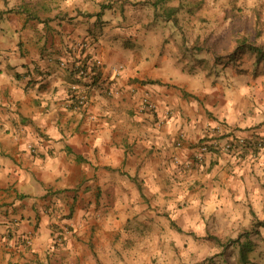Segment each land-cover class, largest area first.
Instances as JSON below:
<instances>
[{"label": "crops", "instance_id": "0c3cea01", "mask_svg": "<svg viewBox=\"0 0 264 264\" xmlns=\"http://www.w3.org/2000/svg\"><path fill=\"white\" fill-rule=\"evenodd\" d=\"M151 1L0 0V264H264V151L195 158L208 128L264 136L255 92Z\"/></svg>", "mask_w": 264, "mask_h": 264}, {"label": "trees", "instance_id": "16d2710c", "mask_svg": "<svg viewBox=\"0 0 264 264\" xmlns=\"http://www.w3.org/2000/svg\"><path fill=\"white\" fill-rule=\"evenodd\" d=\"M178 1V6H170L169 3ZM184 0H153L152 6L155 9L156 19L173 20L179 23L178 15L184 10ZM233 16L236 24H233L231 35L227 43L217 45L211 43L208 39L201 40L197 38L191 45V50L197 54L206 53L210 60H214L215 65L236 68L239 73L245 72L240 66L244 58H248L255 75L264 73V4L261 7L253 9L252 24H247L248 17L246 9L238 5L234 0ZM191 8V7H189ZM191 10V9H190ZM245 20L243 21V17ZM72 73L76 71L72 69ZM209 239L217 243L222 241L215 235L208 234ZM249 249H241V263L247 264V254Z\"/></svg>", "mask_w": 264, "mask_h": 264}, {"label": "rangeland", "instance_id": "374dc122", "mask_svg": "<svg viewBox=\"0 0 264 264\" xmlns=\"http://www.w3.org/2000/svg\"><path fill=\"white\" fill-rule=\"evenodd\" d=\"M234 0H184V10L178 15L179 23L182 25L181 33L185 35V41L189 47L197 38L208 39L211 43L222 45L230 38L233 24H236L234 12ZM238 5L246 9L247 24H252L253 9L261 7L264 0H237ZM171 5L178 6L179 2H172ZM191 7V8H189ZM191 9V10H190ZM264 16V9L262 10ZM245 16L243 17V21ZM264 20V17H263ZM192 59V58H191ZM190 60V58H189ZM209 68L214 60H208ZM215 64V63H214ZM222 66V65H221ZM226 66H224L225 68ZM245 72L239 73L235 68V77L241 85L252 88L255 92L254 103L258 110L264 115V73L255 75L250 60L246 57L241 61L240 66ZM146 262V260H145Z\"/></svg>", "mask_w": 264, "mask_h": 264}, {"label": "built area", "instance_id": "2783aa9c", "mask_svg": "<svg viewBox=\"0 0 264 264\" xmlns=\"http://www.w3.org/2000/svg\"><path fill=\"white\" fill-rule=\"evenodd\" d=\"M92 44L86 40H79L73 46V52L76 53L72 69L76 71L85 82L94 77L96 69L103 66L101 58L96 57L91 51ZM64 66L65 64L62 63ZM121 68H114V73L119 76ZM88 84H73L71 86L70 104L76 110L82 109L88 102ZM113 94L112 91H108ZM157 110V105L151 95L145 92L141 99L140 112L153 113ZM206 140L197 151L195 158L202 162L205 156L211 151H219L236 157L242 156L247 152L259 154L264 151V136L246 137L244 135H235V133L225 134L221 127L208 128L203 132Z\"/></svg>", "mask_w": 264, "mask_h": 264}]
</instances>
